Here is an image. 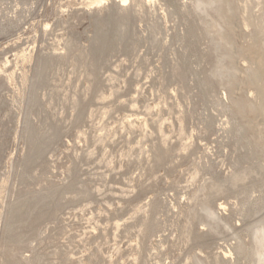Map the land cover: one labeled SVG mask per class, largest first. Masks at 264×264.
<instances>
[{"label": "rangeland", "instance_id": "1", "mask_svg": "<svg viewBox=\"0 0 264 264\" xmlns=\"http://www.w3.org/2000/svg\"><path fill=\"white\" fill-rule=\"evenodd\" d=\"M263 65L264 0H0V264H264Z\"/></svg>", "mask_w": 264, "mask_h": 264}, {"label": "bare ground", "instance_id": "2", "mask_svg": "<svg viewBox=\"0 0 264 264\" xmlns=\"http://www.w3.org/2000/svg\"><path fill=\"white\" fill-rule=\"evenodd\" d=\"M123 1H126V0H123ZM256 74H257L258 78L260 77L259 78L260 84L258 83L259 85H257V90H258L259 94H257V95H259L260 98L262 96V99H263L264 98V65L257 68ZM261 103H262V101H261ZM260 105H261L260 106L261 109L264 111V107H262L263 105L262 104H260Z\"/></svg>", "mask_w": 264, "mask_h": 264}]
</instances>
